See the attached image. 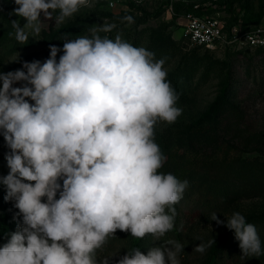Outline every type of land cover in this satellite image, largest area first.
Instances as JSON below:
<instances>
[{"label": "clouds", "instance_id": "obj_1", "mask_svg": "<svg viewBox=\"0 0 264 264\" xmlns=\"http://www.w3.org/2000/svg\"><path fill=\"white\" fill-rule=\"evenodd\" d=\"M14 3L12 14L26 18L23 25L12 20L19 45L40 36L42 15L56 13L59 29L93 7V0ZM123 20L134 22L132 16ZM115 27L94 25L63 49L50 45L44 62L0 72V134L10 149V170L0 185L5 201L18 209L17 230L0 246V264H110L116 253H100L118 229L160 240L175 227V206L189 181L161 171L167 157L155 134L158 122L174 123L182 114L179 95L165 61L119 34L111 38ZM210 220L225 224L215 211ZM226 227L244 257L264 256V240L245 215L227 216ZM214 243L201 241L194 251ZM184 247L169 239L147 254L127 248L116 264H181Z\"/></svg>", "mask_w": 264, "mask_h": 264}, {"label": "rangeland", "instance_id": "obj_2", "mask_svg": "<svg viewBox=\"0 0 264 264\" xmlns=\"http://www.w3.org/2000/svg\"><path fill=\"white\" fill-rule=\"evenodd\" d=\"M254 3L255 0H93V7L81 9L59 29L54 21L56 13L53 19H43L42 15L40 36L30 38L32 43L19 45L13 53L4 52L5 44L0 46V72L14 71L25 59L44 62L53 38L72 40L105 22L116 25L107 34L111 38L119 34L165 61L167 79L178 93L177 104L183 111L174 123L160 121L156 125V142L167 157L161 171L188 180L189 185L176 205L179 217L174 229L160 240L146 236L141 249L145 254L171 239L185 245L181 264H264V256H243L234 230L221 243L225 253H218L213 260L209 257L215 243L203 253L194 251L201 241L215 238L217 242L228 230L227 216L237 211L257 226L264 240V48L222 44L217 49H207L193 44L184 34V14L195 6H199L198 13L225 21L228 30L233 26L249 30L256 25L249 20ZM101 14L111 17L101 18ZM126 16H132L134 22L124 21ZM7 19L26 23V18L14 14ZM79 21L90 24L71 38H61L62 28H71ZM18 55V61H7ZM8 151L0 134V176L10 170L5 158ZM213 211L225 224L210 220ZM115 235L100 253H116L110 264L127 254L132 243L125 234Z\"/></svg>", "mask_w": 264, "mask_h": 264}, {"label": "trees", "instance_id": "obj_3", "mask_svg": "<svg viewBox=\"0 0 264 264\" xmlns=\"http://www.w3.org/2000/svg\"><path fill=\"white\" fill-rule=\"evenodd\" d=\"M263 1L264 0H255L253 9L249 15V20H251V22H254L256 25H260L263 23L262 22V18L264 15ZM17 6L18 5L14 3V0H0V46L5 44L3 48H4V52H6L7 54L13 53L19 48V44L17 43L13 35L15 30L11 27L12 20L14 19L12 20L7 19V17H9L13 13V9L16 8ZM190 10H195V9H190ZM190 10H187V11H190ZM100 17L103 18V17H111V16H105V14L103 15L101 14ZM6 20H10V21H6ZM91 20L93 21L94 17H91ZM86 24H90V22L79 21V22H75L73 26H71V28H66V27L62 28L61 31L59 32L60 34L63 35L61 38H63L64 36H68V37L70 36V38L73 37L74 35H76V33L79 30H82L84 27H87ZM29 41L32 43L33 40L30 39ZM12 42L14 43L11 49L10 46ZM65 42H66V39L65 40L62 39L61 41L59 39V41H57V39L53 38V41H51V45H56V46H59L61 49H63V44ZM247 48H250V47H247ZM62 54H63V51L58 53L57 59H59V56ZM49 56H50V51L47 53V58H49ZM25 61H28V59H25ZM23 62L17 65V68L15 70L22 68ZM29 62H32V61H29ZM5 194H6V190L4 186L0 185V246H2L4 243L7 242L12 232L17 230V220L14 219V216H15V213L18 212V209L14 207V203L12 201H5L4 199ZM175 207L177 209V217L175 221V225H176L178 217H179L178 216L179 211H178V207L177 206ZM230 231H231L230 229L225 231L224 234L214 244L211 250L209 260L211 259L213 260L217 255H219L218 253L223 254L224 251H223V248L221 249V243L223 240H225V238L228 237V235L230 234ZM116 234H125L126 236L130 237L131 242H132L131 248L140 247V250L142 249V241L145 237L143 239H136L135 237L131 236L130 232L122 231L119 229L116 231ZM149 235L151 234H148L146 236H149Z\"/></svg>", "mask_w": 264, "mask_h": 264}, {"label": "built area", "instance_id": "obj_4", "mask_svg": "<svg viewBox=\"0 0 264 264\" xmlns=\"http://www.w3.org/2000/svg\"><path fill=\"white\" fill-rule=\"evenodd\" d=\"M196 9L184 14V34L193 44L207 49H217L222 44L235 48H264V23L249 30H240L236 26L228 30L222 19L202 15Z\"/></svg>", "mask_w": 264, "mask_h": 264}]
</instances>
